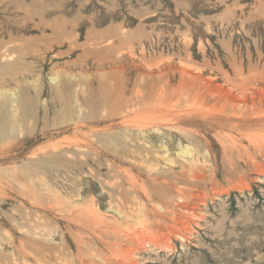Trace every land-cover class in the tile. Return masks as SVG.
I'll use <instances>...</instances> for the list:
<instances>
[{"label": "rangeland", "instance_id": "rangeland-1", "mask_svg": "<svg viewBox=\"0 0 264 264\" xmlns=\"http://www.w3.org/2000/svg\"><path fill=\"white\" fill-rule=\"evenodd\" d=\"M46 9L84 26L74 49L56 47L42 62L0 56V90L14 92L0 99V264H264V125L208 126L219 115L214 99L202 106L186 94L242 84L248 105H264V0H0V53L7 42L32 45L40 33L29 15ZM91 36L101 38L98 50H84ZM114 53L131 66L134 93L150 88L169 114L167 127L150 133L163 153L137 135L129 144L92 137L123 154L114 164L73 144L74 123L104 115L98 101ZM181 70L190 82L178 84ZM55 71L64 74L59 89L48 79ZM182 116L197 125L174 126ZM177 143L192 156L178 154ZM89 196L94 203L80 202ZM111 208L123 224L108 225L117 221ZM124 225L156 235L157 244L115 237Z\"/></svg>", "mask_w": 264, "mask_h": 264}, {"label": "bare ground", "instance_id": "bare-ground-1", "mask_svg": "<svg viewBox=\"0 0 264 264\" xmlns=\"http://www.w3.org/2000/svg\"><path fill=\"white\" fill-rule=\"evenodd\" d=\"M51 15H55L58 20H62V21L57 22V24L47 23L46 18L50 17ZM65 15L66 13L63 10L57 11V10H47V9L46 11L44 10V11L37 12L33 15L32 14L29 15L30 20L36 19V22L33 23L32 27L37 32L40 33V35L35 38L34 40L35 43L33 41L32 45L21 47L23 48L21 49V48H18V46L7 42V44L5 43L1 47L0 56L3 59L7 58V60H11V59L25 60L27 58H30L32 60L31 63H36L35 59L42 62L46 58V55H48L49 52L56 47L67 45L68 50L74 49V44L79 37V31H82L84 24L82 23L83 21L79 23L78 21L74 22L71 20L63 19V16ZM46 31H49V33L47 34ZM90 39L92 41L87 45V47L84 50H89V51L96 50V49L98 50L99 49L98 45H100L102 42L101 38L97 36H91ZM106 47L115 52H117V49H118L115 46L113 40L107 41ZM108 60H109L110 65L111 66L113 65L111 68H114V71L111 74L112 79L111 81H108L107 87H105L106 89L108 88L107 91L104 92L100 96V100L98 99L99 104L104 107L103 108L105 110L104 115H100L98 118L93 119V121L90 122L88 126H85L84 124H81L78 121L74 123L73 134L76 136L78 135V138L80 136V139L79 140L75 139L73 144L78 147H84L88 151H92L94 155L97 156V158L105 157L107 160L115 164V163H119L122 161L123 154L122 155H111L106 150L99 147L98 145L94 146L95 143L93 142V140H91L92 137L100 134L104 139L113 140L116 135H120V137L123 138L124 143L129 144L130 140L132 139V136L137 135V138H139L142 142H144L145 144H149L151 145V147H153L150 141L151 139L150 133L153 132L155 135L156 132H162L163 129L167 127L168 122L166 119L168 118L167 116H169V114L166 112L164 114V112H160L158 110L159 107H157V104H158L159 99L156 97L150 96V93H151L150 88L146 89V87H144L142 93L140 94L134 93L135 79L133 82H131V66H129L128 63L124 65L123 64L119 65L122 60V55H118L117 53L116 54L114 53L113 56H109ZM23 66H26V63H23ZM181 71L182 72H180V75L183 77L182 79L178 81V84H180L181 80L186 78V76H187L188 81L190 82L192 79L191 74H187L186 72H184V70H181ZM116 73L119 75V79L116 76ZM147 74H148V71L147 72L143 71L138 76L140 80L139 82L146 83L145 84L146 86H148L147 79H146ZM62 75L64 74L60 73L59 71H55L52 73L51 76H49L48 79L51 82H53L59 89L60 87L59 85L61 84L60 78L62 77ZM184 83H186V79L184 80ZM230 86L231 88L230 87L225 88V87L214 85V89H210L209 87L206 86V87H203L202 90H200V87L199 88L197 87L195 90H190V91L186 89L187 90L186 94L187 95L192 94V99L195 102L197 101L200 102L202 106L204 103L209 102L211 99H214L213 107H215L216 109L217 108L219 109V112H218L219 115L216 117H210L204 120L203 123L207 124L208 126L217 125L219 128H223L226 126H229L231 128H238V129L241 128L243 129V132L246 128L245 127L246 125H248L247 128L249 126H251L252 128L254 126L255 127L263 126L264 117L263 118L255 117V115L259 113L262 110V108H264V105L260 101V99L258 100L256 99V101L252 99L250 101V104L248 105V101L246 99L250 97L248 95L249 88H246L242 84L235 85L234 83L230 84ZM182 92L183 91L180 89V93L178 95H180ZM259 92L263 93L262 91H259ZM7 95L13 97L14 92L10 89L8 90V94H7V91L0 90V99L2 101L3 99L8 98ZM23 101L26 105L30 104L28 100H23ZM175 104L169 105L168 109L174 107ZM161 111H164V110H161ZM261 113L260 115H263ZM163 117H167V118H163ZM196 121L198 120L193 119L191 117H187V116L176 117L173 120V125L180 126L182 123H184V124H190V125L196 126L197 125L195 123ZM169 126H171V124ZM83 127L86 128V131L82 130ZM112 143L114 142L112 141ZM114 145L118 146V144H114ZM177 146L179 147L178 154H180L181 156H189V157L190 155L192 156V150L188 145H181L180 143H177ZM153 148H154L155 153L164 152V149L161 145H158L156 149L155 147ZM161 148L163 150H160ZM167 161L172 162L171 159H168ZM82 201L83 202L89 201L88 203L90 204L94 203L92 196H89L86 200L84 199V197H82L80 199V202ZM70 203L72 202L69 201L68 199L67 201H65L63 205H69ZM156 207L158 210H162V207L160 205H157ZM94 210L96 211L97 209L94 208ZM111 210H112V213L116 216L117 221L113 225L112 224H108V225L115 227V225H119L118 224L119 222L123 224V222L119 220L122 217L121 212L113 208H111ZM115 216H113V218ZM108 219L109 218H107V220ZM102 222L106 224V220H103ZM162 226L167 228L166 223L162 224ZM124 227L125 229L115 230L114 236L115 237L117 236L120 238L124 237L128 239L129 241L138 240L141 243H143V245L144 244L151 245L152 242H153L152 243L153 245H156L158 242V239H157L158 237L156 235H151L148 232L146 233L145 231H142V230L133 229L134 230L133 231L128 227V225H124ZM124 231H125V235H124Z\"/></svg>", "mask_w": 264, "mask_h": 264}]
</instances>
